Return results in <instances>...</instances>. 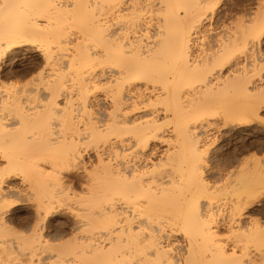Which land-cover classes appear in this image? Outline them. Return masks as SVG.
<instances>
[{
  "label": "bare ground",
  "instance_id": "obj_1",
  "mask_svg": "<svg viewBox=\"0 0 264 264\" xmlns=\"http://www.w3.org/2000/svg\"><path fill=\"white\" fill-rule=\"evenodd\" d=\"M220 1L0 0V264H242L241 246L264 249L260 218L245 225L264 156L227 172L231 214L210 206L206 128L246 139L264 122V0L235 19ZM12 54L47 66L36 86L3 88ZM26 185L33 214L14 215ZM60 213L55 232L85 230L72 243L55 242Z\"/></svg>",
  "mask_w": 264,
  "mask_h": 264
},
{
  "label": "rangeland",
  "instance_id": "obj_2",
  "mask_svg": "<svg viewBox=\"0 0 264 264\" xmlns=\"http://www.w3.org/2000/svg\"><path fill=\"white\" fill-rule=\"evenodd\" d=\"M259 3V4H258ZM260 5V1L258 0V2H257V0H221L220 1V4L218 5V7L219 8H222V7H228L229 9H230V11H231V13H233L232 14V19L234 18H237V16H238V14H239V16H240V13L244 16H247L248 14L247 13H249V11H251L252 9L254 10H256L257 9V6L258 5ZM226 5V6H225ZM256 5V6H255ZM250 6V7H249ZM245 7H246V10H248V12H246V10H245ZM252 8V9H251ZM251 9V10H250ZM236 14V15H235ZM247 14V15H246ZM236 17H235V16ZM241 15V16H242ZM238 16V17H239ZM240 16V17H241ZM228 21V20H227ZM229 22V21H228ZM264 35V34H263ZM76 41V40H75ZM70 51V50H69ZM68 51V52H69ZM67 52V50L65 51L64 50V53H66ZM14 55V56H13ZM16 56H19V57H16ZM11 58V59H10ZM15 58V59H14ZM17 58V59H16ZM7 60H9V62L7 61ZM7 62L4 64V70H3V78L5 79L4 81L5 82H7V81H9L10 83H7L5 86L6 87H4V84H1L2 86H3V88H7L8 86H9V90H11V89H13L14 87H16V85H18V84H20L21 86H18V87H27L28 85L27 84H30L29 82L31 81H33V83H35V84H30V86L29 87H31V86H36V84L39 82V78L38 77H40L41 76V72H43L42 73V75L46 72L47 73V71H48V68H47V66L45 65V64H43L42 63V61H41V59H36V61L35 60H33V61H31L30 59H28V58H23V57H21V54H12V55H10L8 58H7ZM19 60V61H18ZM30 60V61H29ZM39 60V61H38ZM13 61V62H12ZM21 61V62H20ZM29 61V62H28ZM41 61V62H40ZM26 62V63H25ZM34 62V63H33ZM39 62V63H38ZM15 63V66L17 67V68H20V71H19V75L18 74H12L11 73V68L9 67V64H14ZM24 63V64H23ZM19 64V65H18ZM23 66V67H22ZM32 66H34V67H32ZM9 68V69H8ZM10 72H8L7 70ZM47 70V71H46ZM67 70V69H66ZM65 70V71H66ZM45 71V72H44ZM263 71H264V69H263ZM21 73V74H20ZM45 73V74H46ZM68 72H66V74H67ZM11 74V75H10ZM17 76V77H16ZM35 79V80H34ZM38 80V81H37ZM36 81H37V83H36ZM28 82V83H27ZM70 83V82H69ZM14 84H15V86H14ZM8 85V86H7ZM23 85V86H22ZM25 85V86H24ZM33 86V87H34ZM10 87H13V88H10ZM78 98L79 99V96L78 95H76V96H74V99L75 98ZM77 102V101H76ZM34 103V102H33ZM256 121H258V120H256ZM255 121V122H256ZM166 123H168L167 121H165V124H164V127H169V126H171V124L172 123H168L167 125H166ZM260 126H259V125ZM166 125V126H165ZM251 126V128L250 129H248L249 130V132L251 133L250 134V136H248V138H243L244 136H246L247 134H246V131L245 130H242V128H240V127H236L235 125V127L232 125V126H228L227 128H224V129H220V130H217V129H213V127L212 126H208L207 128H206V130L207 131H205V134L208 136V139L209 140H207V143H211L210 145L209 144H207V143H205L206 145L204 146L205 147V149H204V151H205V153H206V151H207V153H206V157H207V159H208V156H209V159L207 160L208 161V163H209V165L210 166H212V167H216L215 169H216V171L215 172H211V170H209V178H210V185H212V190H214V192H213V194H212V196L210 197L211 199H212V201H211V199H210V202L211 203H213L212 205L210 204V206H214L213 208H212V210L213 209H215V210H217V211H215L216 213L219 211V213H217L221 218H223V217H226L229 213L231 214V208H232V205H233V202L236 200V194L234 195V193L232 194L233 195V197L232 198H234V199H231V194L230 193H228L227 192V194H230V195H227L226 194V196H225V192L227 191V189L225 190V186H227L229 183L228 182H230V180H232L233 179V177L237 174V172L239 171V170H241V168L242 167H240L241 165L240 164H243L242 162H245V160L246 159H249V161H252L253 159H252V156L253 155H251V153H253L254 152V155L256 156V154H257V157L258 156H260V155H262L261 156V158L264 156V145H263V143H264V122L263 121H258V122H256V123H254V122H252V124H250ZM81 127H83V126H81ZM230 127V128H229ZM59 128H62V131L64 132H67V133H70V132H68V131H66L67 129V127L64 129L63 128V126L61 125V127L59 126ZM170 128V127H169ZM231 128H233V129H231ZM239 128V129H238ZM258 128V129H257ZM83 129H84V127H83ZM82 128L80 129V131L82 132V130H83ZM209 130V131H208ZM70 131V130H69ZM219 131V132H218ZM260 131V132H259ZM83 132H84V130H83ZM207 133H209V134H207ZM248 133V132H247ZM262 133V134H261ZM217 134V135H216ZM236 134V135H235ZM213 135V136H212ZM214 135H215V137H214ZM235 135V136H234ZM241 135V136H240ZM256 135L258 136L259 135V137H256ZM261 135V136H260ZM212 137H214V139L212 138ZM239 137V138H238ZM241 137V138H240ZM254 137V138H253ZM256 137V138H255ZM216 138V139H215ZM84 140H82V142H87L86 141V139H88V137H85V138H83ZM215 140V141H213V142H211L212 140ZM256 139H258V140H256ZM244 140H245V142H244ZM251 140H252V143H251ZM208 141H210V142H208ZM250 143H249V142ZM253 141H255V142H253ZM258 141V142H257ZM240 142V143H239ZM244 143V144H243ZM241 144V145H240ZM242 147H240V146ZM250 145V146H249ZM208 148H207V147ZM236 146H238L237 148H236ZM236 148V149H235ZM235 149V150H234ZM243 149V150H242ZM257 149H259L258 151H257ZM247 150V151H246ZM253 150H255V151H253ZM214 151V152H213ZM236 151H237V153H236ZM241 151V152H240ZM216 152H218V153H216ZM228 152V153H227ZM215 154H216V156H215ZM229 154V155H228ZM233 154V155H232ZM212 155V156H211ZM220 155V156H219ZM219 156V157H218ZM224 156H229L230 158L227 160V159H224V162H223V160L221 159V157L223 158ZM249 156V157H248ZM212 157V158H211ZM219 158V160L218 159H213V158ZM244 157V158H243ZM246 157H248V158H246ZM254 157V156H253ZM243 159H245V160H243ZM252 159V160H251ZM226 160V161H225ZM242 160V162H240ZM219 162V163H221L220 165H219V163H217V162ZM248 161V160H247ZM3 161H0V163H2ZM238 162V163H237ZM3 164V163H2ZM216 165V166H215ZM218 165H219V167H220V169H219V167H218ZM221 165H223V166H221ZM240 165V166H239ZM224 167H226V168H224ZM230 167H231V169H230ZM211 168V167H210ZM222 168H223V170H222ZM218 169V170H217ZM228 169V170H227ZM231 171H233V173H229V171L230 170ZM232 169H234V170H232ZM237 171V172H236ZM227 172L229 173V176H230V174H233L234 176H232V178H230V180H228V178H229V176H228V174H227ZM236 172V173H235ZM239 173V172H238ZM226 174H227V176H226ZM238 175V174H237ZM236 175V176H237ZM225 176H226V178H225ZM235 176V177H236ZM228 177V178H227ZM234 177V178H235ZM224 179H225V181L227 182V184L225 183V181H224ZM228 180V181H227ZM82 181V180H81ZM77 181L76 183H75V187H76V190H79V191H77L78 193H83V192H80V191H82V189H81V187H80V185H81V183L82 182H84V181ZM80 182V183H79ZM223 183H225L226 185H223ZM224 186V187H223ZM30 187V185H26L25 187H24V193L25 192H32V191H29V189H31V187ZM220 187H221V189H223V190H225V192L223 191V190H221V191H223V193H221V191H220ZM223 187V188H222ZM29 188V189H28ZM26 189V190H25ZM28 189V190H27ZM232 192H233V190H231ZM231 192V193H232ZM27 194V193H25V194H23V197H25L26 199H27V195H29V196H33L32 195V193L31 194ZM262 193H264V191L262 192ZM27 194V195H26ZM259 195H261V197H259L258 196V198L256 199V202L254 203V204H252L253 206H251L250 208H248L247 210H246V215L248 214V216H246V219H247V221H246V223H245V225H251V223L253 224L254 222H252V220L254 221L255 219H257V218H260V222L261 223H263L264 224V211H263V209L264 208H262V207H264V199H261V198H263V196H264V194H259ZM263 195V196H262ZM232 202H231V201ZM234 200V201H233ZM25 201H28V203L26 202L25 203V205H23V207L21 206V207H18V208H22V209H20L19 211L17 210L18 208H15V210L13 211L14 213V215H17V214H24V216H26V215H30V214H33V212L30 210L31 208V204L32 203H30V201L31 200H29V199H27V200H25ZM231 204H230V203ZM257 203V204H256ZM29 205V206H28ZM263 205V206H262ZM230 206H231V208H230ZM258 207H260V208H258ZM221 208V209H220ZM28 209H29V211H28ZM251 209V210H250ZM258 211H257V210ZM22 210V211H21ZM25 210V211H24ZM27 210V211H26ZM253 210H254V212H253ZM256 210V211H255ZM214 211V210H213ZM262 211V212H261ZM221 212V213H220ZM222 212H224V213H222ZM229 212V213H228ZM259 212V213H258ZM16 213V214H15ZM12 214V213H11ZM12 214V215H13ZM64 214H67V213H60L59 215H57V216H54L53 218H51V220H50V224H52L53 225V228H51L52 230H51V232H54V233H56L55 235H56V237H55V242H57V243H59V241L60 242H66L67 240L68 241H70L71 243H72V241L74 240V238L73 239H71L72 238V235H73V233H77L76 234V237L75 238H77L78 237V234H79V236L81 235V231L84 229V228H82L81 226L78 228H76V229H70L69 227L68 228H66V230L68 231H63L62 233L61 232H55V228H54V226H56L57 225V223H58V221H59V219L61 220H67V215L65 216ZM69 214V213H68ZM171 214V213H170ZM216 214V216L218 217V215ZM223 214H224V216H223ZM222 215V216H221ZM260 216H262V217H260ZM31 217H32V215L27 219V222H26V224H27V226L29 227V225H30V223L32 222V219H31ZM219 217V218H220ZM249 217V218H248ZM31 219V220H30ZM251 220V222L249 223V221ZM30 221V222H29ZM56 223V225H55V223ZM16 224H17V230L18 229H20V231H22V222L20 221H17V222H15ZM83 227H85V229L87 228L86 226H83ZM176 227H178V226H176ZM182 225H180L178 228H175V229H179V230H176L177 231V238L179 239V241L181 242V244H183V246L182 247H184L185 246V243H186V237L188 236L187 234H186V232H185V230L183 229V230H181L182 228ZM24 228V227H23ZM81 231H80V230ZM223 229H225V230H223ZM222 229V231H221V236L222 237H225V239H226V237L229 235V234H231V232H229V229H228V231H226V229L227 228H223ZM71 230V231H70ZM19 231V230H18ZM84 232H85V230H83ZM82 231V234H84V232ZM180 231V232H179ZM183 231V232H182ZM79 232V233H78ZM86 232H87V229H86ZM184 232H185V235H184ZM229 233V234H228ZM114 235V234H113ZM184 235V236H183ZM187 235V236H186ZM103 236V235H102ZM101 236V237H102ZM184 238H183V237ZM244 237V236H243ZM229 238H230V236L226 239V240H229ZM246 238V237H245ZM245 238H242V242L243 241H245ZM70 239V240H69ZM102 239H103V237H102ZM185 241V242H184ZM249 242H247L246 243V245H247V247H249L248 249H250V250H248L247 249V247H244L243 248V246H241V248H242V250H241V248H240V250H239V252L240 253H242V254H244L243 255V257L245 258H243L244 260H242V264H264V249H261V250H258L257 248L259 247V245H257V244H255V243H249ZM244 244V243H243ZM252 244V245H251ZM70 245V244H69ZM71 245H73V244H71ZM245 245V244H244ZM256 245V247L257 248H254L253 246H255ZM260 246H264V244L263 245H260ZM261 247V248H262ZM264 248V247H263ZM184 248H182V249H180V251H182ZM244 249H247L248 250V252H246L245 253V251H244ZM260 249V248H259ZM258 251V252H257ZM260 251H262L263 253H261ZM19 255V254H17L16 252L15 253H13L12 254V256L13 255ZM263 254V255H262ZM11 255V254H10ZM248 256V257H247ZM247 259V260H246ZM250 259V260H249Z\"/></svg>",
  "mask_w": 264,
  "mask_h": 264
},
{
  "label": "snow or ice",
  "instance_id": "obj_3",
  "mask_svg": "<svg viewBox=\"0 0 264 264\" xmlns=\"http://www.w3.org/2000/svg\"><path fill=\"white\" fill-rule=\"evenodd\" d=\"M261 114L264 115V112H262Z\"/></svg>",
  "mask_w": 264,
  "mask_h": 264
}]
</instances>
